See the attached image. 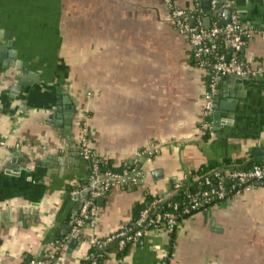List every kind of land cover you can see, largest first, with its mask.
<instances>
[{
  "label": "crops",
  "instance_id": "0c3cea01",
  "mask_svg": "<svg viewBox=\"0 0 264 264\" xmlns=\"http://www.w3.org/2000/svg\"><path fill=\"white\" fill-rule=\"evenodd\" d=\"M173 1L204 29L222 22L207 16L215 5L232 9L248 35L235 56L264 70V0ZM0 47V264H82L83 241L132 222L145 194L166 198L203 167L264 164V78L221 77L204 119L207 70L161 0H0ZM83 131L100 160L148 177L113 184L94 227L70 238L87 197L72 195L89 175ZM163 254L167 264H264V184L170 232L113 243L99 264H165Z\"/></svg>",
  "mask_w": 264,
  "mask_h": 264
},
{
  "label": "built area",
  "instance_id": "2783aa9c",
  "mask_svg": "<svg viewBox=\"0 0 264 264\" xmlns=\"http://www.w3.org/2000/svg\"><path fill=\"white\" fill-rule=\"evenodd\" d=\"M162 4L168 9L170 19L179 35L184 36L190 45L194 56L202 59L203 65L207 70L209 83L203 95L202 114L204 119L211 115L213 109V99L217 93L216 85L221 77L233 76L240 80H256L264 78V70L261 68H249L245 63L235 56L245 44L247 33L238 24L237 14L232 13L229 23L222 26H212L208 30L204 29L194 12L176 7L173 0H161ZM227 4L222 8H227ZM193 21V25L190 23ZM228 53H219V46ZM202 134L212 136L210 125L203 122L200 126ZM80 156L84 161L92 165L90 175L86 185L80 187L72 195L85 192L86 198L81 200L78 217L71 227L69 237L76 238L84 227L92 228L95 225V218L98 213L96 201L100 199L113 184L125 185L129 174L132 178L129 183L136 184L148 177L147 171L123 172L122 176L106 173L103 176L98 174L97 163L99 159L94 155L86 141L85 131L78 139ZM195 192L185 191L183 199L185 207L178 212V203H171L169 197L175 195L180 188L176 185L173 193L166 198L154 197L148 207L141 210L137 218L129 224L120 228L104 238L88 237L83 242L99 252L98 258L105 248L115 243L119 249L124 248L142 238L145 233L153 232L162 234L170 232L186 216L192 213L208 211L218 206L227 197L238 196L243 192L249 191L253 182L264 184V164H253L245 169L229 168L214 169L209 176L193 178ZM168 208L163 211V207ZM88 264H96L95 258H88ZM167 255L163 254L161 262L167 264ZM50 256L42 260H32L30 264H49Z\"/></svg>",
  "mask_w": 264,
  "mask_h": 264
},
{
  "label": "trees",
  "instance_id": "16d2710c",
  "mask_svg": "<svg viewBox=\"0 0 264 264\" xmlns=\"http://www.w3.org/2000/svg\"><path fill=\"white\" fill-rule=\"evenodd\" d=\"M229 50H224L223 47L220 45L219 46V53H228ZM95 155V154H94ZM96 156V155H95ZM98 158V157H97ZM99 159V158H98ZM86 163L88 164L89 166V175H90V171H91V168H92V165L90 162H87ZM216 166L214 167H203L201 168L199 171L195 172L193 175H194V178L197 177V178H202L204 176H209L211 174V172L215 169ZM97 168H98V174L100 176H103L105 175L106 173H110L112 175H117V176H122L123 175V172H129L130 170L134 169L133 166H120V167H114L112 165V163L110 161H103V160H100L99 159V162L97 163ZM88 175V177H89ZM87 177V178H88ZM87 181H83L80 183V187H82L83 185H86ZM185 191H188V192H191V193H194L195 192V183H194V180L192 179L191 182H185L183 183L179 190H177V193L171 197H169V201L171 203H178V212H180L186 205H185V202H184V199H183V193ZM107 193V192H106ZM105 193V194H106ZM104 194V195H105ZM104 195L101 197L103 199ZM145 199L142 203L136 205L134 207V210H133V215H134V220L137 218L139 212L145 208L148 207L149 203H151L152 199L149 195L145 194L144 195ZM168 208H166L165 206L163 207V211H167ZM193 214V213H192ZM186 217H189V216H186ZM184 217V218H186ZM133 220V221H134ZM173 229H171L172 231ZM112 247V246H111ZM110 250V246H108L107 248H105V250L100 253L101 254V257L98 258L96 254H98V250L93 248V247H90V255H91V258H95L96 260V264H99L100 261L105 258V256L108 254ZM89 261L85 260V261H82V264H88ZM50 264V263H49Z\"/></svg>",
  "mask_w": 264,
  "mask_h": 264
},
{
  "label": "water",
  "instance_id": "95a60500",
  "mask_svg": "<svg viewBox=\"0 0 264 264\" xmlns=\"http://www.w3.org/2000/svg\"><path fill=\"white\" fill-rule=\"evenodd\" d=\"M202 2L205 1V0H201ZM203 7H207V5L204 6V4H202ZM218 12L221 13V15L223 16V19H222V22L218 25V26H222V25H226L227 23H229V20H230V16H231V12H232V9H220L218 5H215L214 6V11H212L211 13H208L207 16L209 15H215L217 14ZM208 19V18H207ZM206 22H208L206 20ZM191 25H193V21L190 23ZM209 26H207L205 29H208ZM1 49V47H0ZM242 49V48H241ZM69 122V119L67 121V123ZM132 176V175H131ZM129 178H126V181H128ZM141 181H139L140 183ZM121 186H124V185H121ZM84 193H82L81 195H84ZM80 205H81V201H79L78 205H77V209L80 208ZM78 216H76L75 218H73L74 221H76ZM77 244V241L76 240H73L70 244V247H74L75 245Z\"/></svg>",
  "mask_w": 264,
  "mask_h": 264
}]
</instances>
